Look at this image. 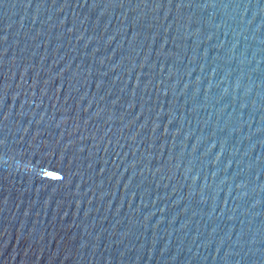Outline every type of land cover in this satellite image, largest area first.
Returning <instances> with one entry per match:
<instances>
[{"label": "water", "instance_id": "95a60500", "mask_svg": "<svg viewBox=\"0 0 264 264\" xmlns=\"http://www.w3.org/2000/svg\"><path fill=\"white\" fill-rule=\"evenodd\" d=\"M0 264H264V0H0Z\"/></svg>", "mask_w": 264, "mask_h": 264}]
</instances>
